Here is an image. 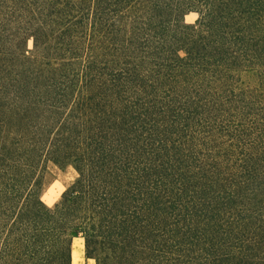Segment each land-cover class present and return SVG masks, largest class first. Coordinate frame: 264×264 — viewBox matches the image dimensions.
Returning <instances> with one entry per match:
<instances>
[{"label":"trees","instance_id":"trees-1","mask_svg":"<svg viewBox=\"0 0 264 264\" xmlns=\"http://www.w3.org/2000/svg\"><path fill=\"white\" fill-rule=\"evenodd\" d=\"M8 3L0 264H264V0Z\"/></svg>","mask_w":264,"mask_h":264},{"label":"rangeland","instance_id":"rangeland-1","mask_svg":"<svg viewBox=\"0 0 264 264\" xmlns=\"http://www.w3.org/2000/svg\"><path fill=\"white\" fill-rule=\"evenodd\" d=\"M6 0H0V23L11 21L6 29L12 28L14 19L18 18L16 10L9 5L3 4ZM197 19L195 14H189L184 18L187 24H194ZM32 42L28 40L26 50L31 51ZM42 188L40 199L48 208H52L60 199L61 194L70 186L77 177V173L71 168L59 169L48 164L42 172ZM71 264H94L92 260L84 257L83 243L80 239H74L71 248Z\"/></svg>","mask_w":264,"mask_h":264}]
</instances>
